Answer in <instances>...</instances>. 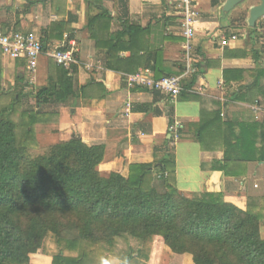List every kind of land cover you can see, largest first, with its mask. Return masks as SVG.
<instances>
[{
    "label": "crops",
    "instance_id": "1",
    "mask_svg": "<svg viewBox=\"0 0 264 264\" xmlns=\"http://www.w3.org/2000/svg\"><path fill=\"white\" fill-rule=\"evenodd\" d=\"M92 1L0 0L1 28L34 33L46 43L38 69L41 89L58 83L60 99L35 103L40 118L34 131L41 134L36 141L53 146L78 135L89 146H105L103 177L127 178L132 166L173 154L182 194H213L244 211L251 204L264 219V19L253 29L249 14L246 21L230 20L238 9L224 16L225 0H197L201 15L190 40L171 0H105L111 19L98 21L93 19L102 13ZM131 27L142 31L132 37ZM68 42L77 45L78 64L65 94L63 71L49 54ZM20 65L25 71L22 61L0 58L6 72ZM144 70L155 78H180L179 98L128 87V76ZM177 123L178 135L170 131ZM260 235L264 240V220ZM135 253L129 264H195L192 255L159 243ZM55 254L44 245L30 264H52ZM107 264L124 262L109 256Z\"/></svg>",
    "mask_w": 264,
    "mask_h": 264
},
{
    "label": "trees",
    "instance_id": "2",
    "mask_svg": "<svg viewBox=\"0 0 264 264\" xmlns=\"http://www.w3.org/2000/svg\"><path fill=\"white\" fill-rule=\"evenodd\" d=\"M103 1L91 2L102 13L95 21L111 19ZM141 31L130 29L132 37ZM58 69L64 74L60 91L67 94L70 71ZM57 85L41 89L38 100L60 99ZM22 117L19 140L16 123L0 115V264H30L49 234L64 245L52 264H107L109 256L129 264L136 256L133 245L143 252L149 243L190 254L195 264H264L262 210L249 204L244 211L213 194L185 196L176 187L173 154L153 165L132 166L127 178L103 177L105 146H89L78 135L53 145L48 154L29 156L28 148L38 147L34 126L40 115ZM198 133L201 140L203 131Z\"/></svg>",
    "mask_w": 264,
    "mask_h": 264
},
{
    "label": "built area",
    "instance_id": "3",
    "mask_svg": "<svg viewBox=\"0 0 264 264\" xmlns=\"http://www.w3.org/2000/svg\"><path fill=\"white\" fill-rule=\"evenodd\" d=\"M171 6L182 17V27L188 39L195 37L194 27L199 21L200 11L197 7V0H171ZM236 37H234L235 39ZM0 49L2 54L14 61L26 60V72L31 82H35L39 61L43 55V46L40 38L30 32L8 31L4 32L0 27ZM78 49L75 43L68 42L59 45L49 54V57L58 67L70 71L78 64ZM126 83L130 88H143L152 92H160L169 96L173 101L177 100L182 93L181 79L178 77L155 78L150 70L140 71L128 76ZM258 102L254 111H260ZM180 123L170 127L172 133L179 134ZM167 175V174H166Z\"/></svg>",
    "mask_w": 264,
    "mask_h": 264
},
{
    "label": "rangeland",
    "instance_id": "4",
    "mask_svg": "<svg viewBox=\"0 0 264 264\" xmlns=\"http://www.w3.org/2000/svg\"><path fill=\"white\" fill-rule=\"evenodd\" d=\"M255 4H258L257 0H248L246 3H244L238 7L237 11L235 10L236 13H234V14H236V15H233V17H230L231 18L230 20L233 23H239V22L244 21V20L246 21L248 14H250L249 13L250 9L252 7H254ZM10 30H13V29H10ZM14 31H21V30L18 28H14ZM0 58H2L1 53H0ZM54 64H55V62H54ZM22 67L23 66L20 65V68H19L20 70L18 69V71H15V72H9V71L6 72V71H4V69H1V67H0V91H1V94H0V115L3 117L9 118L16 123V125L18 127V133L17 134H18L19 140H21V138L23 136V128H22L23 117L22 116L25 113L37 114L35 103L38 102L37 94L42 88V87H40L39 82H38L39 70L37 71L36 81L33 83L30 81V78H29L26 70L25 71L22 70ZM19 74L23 75V79H24L23 81H19V78H18ZM18 95H19V100H16ZM40 112L41 111H39V113ZM47 118L48 117H44L43 119H47ZM37 135H38V133L35 131V139L40 138L41 134L39 135V137ZM51 147L52 146L45 145L42 142V140L40 139V141H38V147L37 148H28L29 154H30L29 156L37 157L39 155L48 154L50 152ZM158 183H159L158 184L159 189L163 190V185H161L160 182H158ZM56 241H57V239H56L55 235L49 234L48 237L46 238V240L44 241L43 245H45V248H46V246H48V248H53V250H55L58 253L61 249L64 248V245L61 248L60 246H58ZM134 248H135V251L140 253L141 249L138 247V245L134 246ZM121 249H122V247H121ZM65 254L66 255H75L74 253H72L70 251H65Z\"/></svg>",
    "mask_w": 264,
    "mask_h": 264
},
{
    "label": "water",
    "instance_id": "5",
    "mask_svg": "<svg viewBox=\"0 0 264 264\" xmlns=\"http://www.w3.org/2000/svg\"><path fill=\"white\" fill-rule=\"evenodd\" d=\"M248 0H225L222 6V12L225 15L238 9L239 6L246 3ZM248 24L250 28H256L260 20L264 19V0H259V4L252 7L249 11Z\"/></svg>",
    "mask_w": 264,
    "mask_h": 264
}]
</instances>
